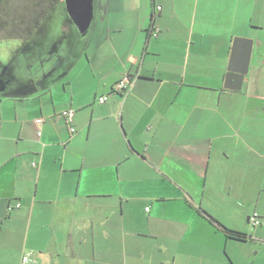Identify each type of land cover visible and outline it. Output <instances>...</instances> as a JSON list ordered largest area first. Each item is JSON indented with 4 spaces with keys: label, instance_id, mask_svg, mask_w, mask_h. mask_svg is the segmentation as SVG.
I'll list each match as a JSON object with an SVG mask.
<instances>
[{
    "label": "crops",
    "instance_id": "obj_1",
    "mask_svg": "<svg viewBox=\"0 0 264 264\" xmlns=\"http://www.w3.org/2000/svg\"><path fill=\"white\" fill-rule=\"evenodd\" d=\"M27 1L0 9V40L31 53L4 77L40 78L0 96V264H264V0H95L89 35L61 0L25 40L47 9Z\"/></svg>",
    "mask_w": 264,
    "mask_h": 264
},
{
    "label": "water",
    "instance_id": "obj_2",
    "mask_svg": "<svg viewBox=\"0 0 264 264\" xmlns=\"http://www.w3.org/2000/svg\"><path fill=\"white\" fill-rule=\"evenodd\" d=\"M69 18L81 35H85L93 21L94 0H64ZM253 42L247 39H235L225 78L224 88L241 91L245 76L248 74Z\"/></svg>",
    "mask_w": 264,
    "mask_h": 264
},
{
    "label": "rangeland",
    "instance_id": "obj_3",
    "mask_svg": "<svg viewBox=\"0 0 264 264\" xmlns=\"http://www.w3.org/2000/svg\"><path fill=\"white\" fill-rule=\"evenodd\" d=\"M22 2L25 3L26 0H6L3 3H0V9L2 12L5 11V9H9L11 11H19V10L23 9L24 4ZM27 2H29V0ZM94 2H95V0H94ZM94 8H95V5H94ZM5 14L7 15V13H5ZM7 16H9V15H7ZM89 29H91V28H89ZM89 34H90V30H88L86 35H89ZM85 37H87V36H85ZM38 40H39V35H38ZM24 49H25V47L21 45L20 41H15V40H12V41L3 40L2 41V40H0V61L8 64L9 61L12 58H14V56L20 57L23 60L24 57L26 58L27 55L31 54V53H27L26 51H24ZM84 58H85V60L87 59L86 56ZM32 60H33V57H32ZM4 73H5L4 69L0 67V96L1 97L11 98V97L25 93L27 89L29 91H33V89L36 90L39 88L40 78L36 79L37 82L32 87L33 89L30 88V84H28L27 89L25 90V87L23 89L22 84L19 83L20 80H23L21 77H19L17 75V77L11 78L10 76L6 75V77H8V78H5ZM17 74H21V73H17ZM4 79L6 80V82L4 81ZM4 85H7V87H8L6 93H3V91H2V89H3L2 86H4ZM22 229L24 230V226L22 227ZM28 253H31V251L26 252V254H28ZM33 257H34V253H33Z\"/></svg>",
    "mask_w": 264,
    "mask_h": 264
},
{
    "label": "built area",
    "instance_id": "obj_4",
    "mask_svg": "<svg viewBox=\"0 0 264 264\" xmlns=\"http://www.w3.org/2000/svg\"><path fill=\"white\" fill-rule=\"evenodd\" d=\"M156 10L157 11H161V7H156ZM134 82H135V77L125 76L113 87V91L116 92V93H119L121 95H126L132 89V87L134 85ZM106 101H107V97H103V98L99 99L100 103H105ZM62 115L65 118L67 124L70 126L71 133L74 134L75 133V129L73 127H71V126H72V123H73V118H74V115H75V111L73 109H68V110H65L62 113ZM35 124L38 127V129L40 130L39 133H38V136H41L42 135L41 127L44 124V120L42 118L37 119L35 121ZM33 166H34V168L37 167L36 164H33ZM16 207L20 208V205L18 204ZM147 211H148V209H147ZM250 222L255 227L259 226L261 224L260 219H259V215L258 214H254L250 218ZM21 264H33L32 253L25 254L22 257Z\"/></svg>",
    "mask_w": 264,
    "mask_h": 264
},
{
    "label": "trees",
    "instance_id": "obj_5",
    "mask_svg": "<svg viewBox=\"0 0 264 264\" xmlns=\"http://www.w3.org/2000/svg\"><path fill=\"white\" fill-rule=\"evenodd\" d=\"M6 0H0V3L5 2ZM43 2H45L47 4V9L43 12V14H38V15H34L36 17V19L34 18V24H33V29L32 30H27L26 34L24 35V39L25 40H29L31 39L39 30L40 28V24L42 23V21L46 18L47 14L54 8L56 7L61 0H43ZM9 15V14H8ZM2 16L8 17L6 14L2 13ZM21 27V26H19ZM203 215H205V217H207L213 224H215L218 229H220L225 235L226 237L230 238V239H234L236 241H246L247 240V236L241 233H237V232H232L229 231L225 228H222L214 219H212L210 216H208L207 214L203 213Z\"/></svg>",
    "mask_w": 264,
    "mask_h": 264
}]
</instances>
